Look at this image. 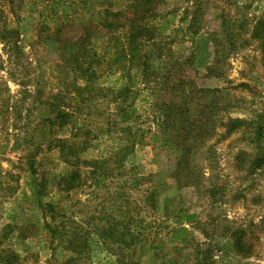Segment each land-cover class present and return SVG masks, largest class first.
<instances>
[{
  "label": "rangeland",
  "instance_id": "obj_1",
  "mask_svg": "<svg viewBox=\"0 0 264 264\" xmlns=\"http://www.w3.org/2000/svg\"><path fill=\"white\" fill-rule=\"evenodd\" d=\"M263 21L264 0H0V264H264ZM181 94L188 138L162 131Z\"/></svg>",
  "mask_w": 264,
  "mask_h": 264
},
{
  "label": "trees",
  "instance_id": "obj_2",
  "mask_svg": "<svg viewBox=\"0 0 264 264\" xmlns=\"http://www.w3.org/2000/svg\"><path fill=\"white\" fill-rule=\"evenodd\" d=\"M163 28L162 25H160V28ZM261 29L264 27V21L261 23ZM158 29L157 31L159 33H161L162 29ZM162 34V33H161ZM258 37V35H256ZM16 34L14 33L13 30H7L4 29L1 33H0V38L2 39V41H6V43L11 46L14 47L17 51V48L15 47V45L13 44L12 41L15 40ZM150 37H154L151 30H148L147 32V38L149 40ZM135 38H137L136 35H133L132 33L129 34L128 36V40H129V44L130 43H135ZM79 44V41H76L72 44L73 48L72 50L67 48V51L65 52V50L63 51V54H67V57H74V51L76 49H74V47H76ZM131 47L128 46L127 48V56L129 57L128 60H126L124 63V66L121 67V71L123 73V77L126 79L127 81V87L123 90L122 94H142V91L137 88H135L134 92H131L132 89L134 87H136V80L139 77L141 80L144 81L146 75L145 70H142L141 67L136 63V58L141 54V46L137 45L135 47H133L134 45L130 44ZM135 69V74L132 76V71ZM23 85H25V83H22ZM146 91V90H145ZM131 92V93H130ZM147 92V91H146ZM182 97V101L180 102L181 106H177V104H173L171 106V108H173V110L175 109V111H171L166 113L165 115L162 116V131L165 130L166 128V124L169 122H174L176 125H178V129H180L181 135L183 138H188L190 136V131L189 128L193 123H204L203 121V115H204V111L203 110H196L194 107H192V100H188V96L186 94H181ZM200 108H204L203 106H199ZM123 111V110H121ZM126 112V111H125ZM195 112L199 113V116H194ZM195 117H200L198 120L195 119ZM121 122H126L129 120V117L122 112V116H121ZM216 120H218V116H216ZM198 121V122H196ZM262 121V120H259ZM217 123V122H216ZM215 123V124H216ZM221 125H224L226 130H225V136H227L230 132H233L237 126L245 123L244 121L241 120H228L226 123H222L220 122ZM251 124H254L256 122H250ZM262 127L263 124L262 122L259 123V125L255 126V130H254V134H253V140L259 144L260 140L262 138L261 136V132H262ZM160 129V127H159ZM180 134L176 135L179 136ZM175 136V137H176ZM157 137V136H155ZM196 137H200L199 135H196ZM264 161V160H263ZM187 221L192 220V217H186ZM184 234V236L180 239V243L185 242L186 240H188L190 234L187 233V231L179 229V230H175L173 232L174 236H178V235H182ZM237 245H238V241L236 240Z\"/></svg>",
  "mask_w": 264,
  "mask_h": 264
}]
</instances>
